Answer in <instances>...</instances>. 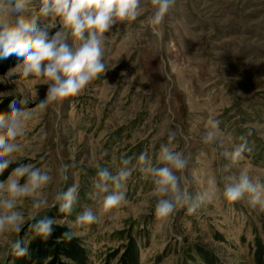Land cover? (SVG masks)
Segmentation results:
<instances>
[{
  "label": "rangeland",
  "instance_id": "374dc122",
  "mask_svg": "<svg viewBox=\"0 0 264 264\" xmlns=\"http://www.w3.org/2000/svg\"><path fill=\"white\" fill-rule=\"evenodd\" d=\"M55 23L49 37L62 29ZM157 31L139 21L114 25L106 34L108 71L81 95L45 109L38 105L48 85L35 77H9L20 61L15 54L0 59V113L10 111L11 101L23 100L27 103L17 106L31 114L16 141L17 163L0 173V182L21 163L46 168L53 177L44 190L49 206L36 211L25 199L19 209L25 214L21 232L0 234V264H12L11 243L22 241L33 212L67 225L85 207L100 216L97 223L74 229L81 233L88 264H124L135 260V251L139 264H206L203 253L215 264H256L264 212L227 202L220 169L229 162L224 153L246 136L252 150L232 171L245 170L264 184V0H176ZM210 119L220 120L224 133L216 145L201 140ZM170 131L175 132L171 142ZM161 144L184 153L188 165L178 175L186 178L182 186L193 197L215 179L220 191L211 202L195 214L178 208L160 220L151 181L139 171L128 180L118 209L105 212L98 199L90 198L97 163L114 174L122 158L136 164L144 152L156 163ZM62 165H70L67 181L59 176ZM73 183L79 199L68 216L60 213L55 195Z\"/></svg>",
  "mask_w": 264,
  "mask_h": 264
},
{
  "label": "clouds",
  "instance_id": "9594fccd",
  "mask_svg": "<svg viewBox=\"0 0 264 264\" xmlns=\"http://www.w3.org/2000/svg\"><path fill=\"white\" fill-rule=\"evenodd\" d=\"M175 3L176 0H38V4L33 5L32 0H0V59L15 54L20 62L10 69L9 77L18 74L35 77L48 85L46 98L38 105L45 109L49 103L81 95L108 71L104 59L106 34L114 25L130 26L139 21L158 35V27ZM149 7L152 11L146 15ZM57 20L62 29L49 37V29ZM18 103L27 102L13 100L9 104L10 111L0 113V173L17 163L14 154L21 149L16 141L24 135L25 123L30 119L31 114L18 107ZM220 124L218 119L207 122L201 137L203 144L216 145L222 140L224 133ZM174 139L175 132L170 131L169 142ZM239 139L241 143L224 153L229 162L220 169L224 182L222 195L227 202H245L249 208L264 212V184L245 170H239L238 174L232 171L244 154L252 150L246 136ZM121 164L115 174L99 163L95 165L97 173L90 198L98 199L105 212L118 209L126 200L125 187L134 171L143 173L144 178L151 181V195L156 199L155 215L160 220L171 217L178 208L186 207L189 214H195L220 191L215 179L210 178L207 189L193 197L182 186L186 178L178 175L186 169L188 160L183 152L169 144H161L156 163L144 152L137 157L136 164L130 157L122 158ZM69 168L70 165H62L58 170L63 181L69 179ZM52 180L50 170L21 163L0 182V234L21 232L25 214L19 209L25 199L31 200V207L36 211L49 206L44 190ZM78 199L79 187L75 183L55 195L60 213L68 216ZM31 218H36V212ZM99 219L98 213L85 207L74 221L67 223L69 231L64 234L65 238L78 237L81 233L74 229L86 228ZM54 224L64 225L65 221L47 216L39 219L30 225L32 238L49 239ZM10 251L19 257L29 255L27 242L21 246L19 240L11 243Z\"/></svg>",
  "mask_w": 264,
  "mask_h": 264
},
{
  "label": "trees",
  "instance_id": "16d2710c",
  "mask_svg": "<svg viewBox=\"0 0 264 264\" xmlns=\"http://www.w3.org/2000/svg\"><path fill=\"white\" fill-rule=\"evenodd\" d=\"M43 217L45 216H38L26 225L21 246L27 242L29 255L19 257L13 254L12 264H88V253L82 244V239L80 237H73L70 240L65 238L64 234L69 231L67 225L54 224L52 235L47 240L32 238L30 225ZM47 217L54 219V215L51 214ZM137 254L138 251H135V260L126 259L124 264H139ZM202 258L206 264H215L216 259L209 254L203 253ZM255 263L264 264V240L259 234L256 236Z\"/></svg>",
  "mask_w": 264,
  "mask_h": 264
}]
</instances>
